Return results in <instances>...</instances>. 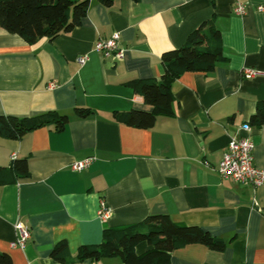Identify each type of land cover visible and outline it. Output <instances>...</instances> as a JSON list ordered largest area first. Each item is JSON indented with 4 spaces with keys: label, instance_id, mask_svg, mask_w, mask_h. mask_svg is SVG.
Wrapping results in <instances>:
<instances>
[{
    "label": "crops",
    "instance_id": "1",
    "mask_svg": "<svg viewBox=\"0 0 264 264\" xmlns=\"http://www.w3.org/2000/svg\"><path fill=\"white\" fill-rule=\"evenodd\" d=\"M237 2L245 5L235 15ZM264 0H90L80 24L49 41L25 43L0 27V115H66L19 140L0 137V168L25 159L28 174L0 184V252L11 264H124L119 258L76 259L81 246L98 245L104 228H119L166 214L224 240L223 251L190 244L171 253V264H264V185L256 190L223 179L216 170L232 138L253 145V163L264 169V124L250 123L264 100ZM221 33L224 61L207 73L187 72L171 85L174 115L152 127L116 122L113 113L151 111L123 84L163 74L160 57L183 46L202 22ZM120 36L122 58L94 51L98 39ZM87 56L85 64L77 59ZM260 72L244 78L242 72ZM76 108L91 114L79 118ZM248 125V129H243ZM94 157L71 170L73 162ZM101 202L110 210L101 220ZM29 230L13 248L14 224ZM69 257H51L59 243ZM136 246L138 254L148 249Z\"/></svg>",
    "mask_w": 264,
    "mask_h": 264
},
{
    "label": "trees",
    "instance_id": "2",
    "mask_svg": "<svg viewBox=\"0 0 264 264\" xmlns=\"http://www.w3.org/2000/svg\"><path fill=\"white\" fill-rule=\"evenodd\" d=\"M95 1L103 7H110L116 0ZM89 4L90 0H0V27L9 34L19 36L27 44H35L41 39L51 41L78 26ZM160 60L163 74L159 80L133 79L123 84L152 110L114 112L116 122L148 129L156 117L173 116L172 83L187 72H211L217 63L224 61L221 33L212 19L204 21L188 35L183 46L164 52ZM75 113L79 118H86L91 111L76 108ZM68 121L66 115L53 112L25 118L0 115V137L19 140L35 129L50 125L60 131ZM250 123L257 127L264 124V100L258 102ZM27 174L26 160H15L10 168H0V184L13 182L16 177H26ZM141 243H146L149 248L138 254L136 246ZM190 244L223 251L227 243L197 226L177 224L168 215L159 214L150 215L133 225L104 228L101 242L81 246L76 259L97 261L117 257L124 264H171V253ZM69 256L63 242L56 245L51 253V257L60 262ZM0 264H11L6 253L0 252Z\"/></svg>",
    "mask_w": 264,
    "mask_h": 264
},
{
    "label": "built area",
    "instance_id": "3",
    "mask_svg": "<svg viewBox=\"0 0 264 264\" xmlns=\"http://www.w3.org/2000/svg\"><path fill=\"white\" fill-rule=\"evenodd\" d=\"M264 11V6L259 8ZM235 15H243L245 5L237 2L232 8ZM120 36L113 33L108 39H98L94 44V51L100 53L103 57L119 60L122 58L123 49L119 47ZM87 56H80L77 62L83 65L87 61ZM260 72L253 69H245L242 72L244 78H252L259 75ZM243 129H248V125H244ZM253 143L246 138H232L229 140L226 150L216 170L220 178L231 179L232 181L249 186L253 190L264 185V169H259L253 163ZM95 160L94 157H88L83 160L73 162L70 165L71 170L80 172L88 168ZM110 214L103 202H101L98 215L101 220H105ZM16 239L10 243L13 248L22 249L25 246L30 234L28 228L20 221L14 224Z\"/></svg>",
    "mask_w": 264,
    "mask_h": 264
}]
</instances>
